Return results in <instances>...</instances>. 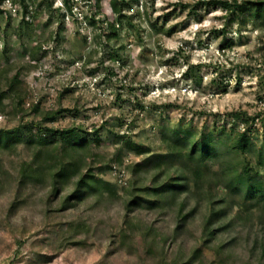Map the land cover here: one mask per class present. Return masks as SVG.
Segmentation results:
<instances>
[{
  "label": "rangeland",
  "instance_id": "rangeland-1",
  "mask_svg": "<svg viewBox=\"0 0 264 264\" xmlns=\"http://www.w3.org/2000/svg\"><path fill=\"white\" fill-rule=\"evenodd\" d=\"M125 1L131 19L119 22L111 0H0V132L24 134L0 148V264H264V204L216 187L215 173L209 202L191 182L175 203L129 211L136 198L160 200L143 190L178 180L182 170L134 172L147 156L120 139L166 154L163 130L192 126L247 131L261 149L262 29L253 20L229 26L226 12L203 0ZM51 114L56 121L46 120ZM51 128L80 129L92 142L77 155L60 137L46 149L28 143ZM39 152L50 166L37 179L23 177ZM60 160L78 162L80 174L55 178L48 168L56 172ZM89 171L96 191L68 201ZM220 208L226 217L207 224Z\"/></svg>",
  "mask_w": 264,
  "mask_h": 264
},
{
  "label": "trees",
  "instance_id": "trees-1",
  "mask_svg": "<svg viewBox=\"0 0 264 264\" xmlns=\"http://www.w3.org/2000/svg\"><path fill=\"white\" fill-rule=\"evenodd\" d=\"M199 5L207 9H210V7L222 8L229 18V26L239 21L240 25L245 27L249 21L253 20L255 25L258 28L260 27L264 34V0H251L243 4L239 3L238 0H203ZM111 6L119 22H123L124 19H131L124 16L125 9L130 7V4L125 0H111ZM129 25L131 26V23ZM172 33L173 31H170L168 35ZM116 36L117 34L114 30L108 38L112 39ZM230 46L228 47L230 48ZM188 71L190 72V69ZM17 82L18 78H14L13 83ZM46 117V120L53 122L57 119L53 114ZM57 137L62 139L63 147L69 151L70 155L80 154L92 142L89 139V133L83 132L80 129L56 130L51 128L45 129V132L39 134V137L36 138L37 140H30L28 143L33 145L37 141L41 148L46 149L56 141ZM23 139L24 134L19 130L2 131L0 132V148H3V150L12 148ZM49 139H52V141ZM120 139L124 147L131 153L139 157L147 156L143 162L135 167L134 172L151 168L161 171L166 166L170 167L174 164H179L182 170L181 177L178 180H170L157 188L143 190L146 195L160 200L153 201L152 199H147V196L136 198L129 203V211H131V206L133 205L139 207L146 205L148 208L157 209L163 205V199L169 201L170 204L175 203L181 196L191 192V182L197 193H206L205 200L209 202L210 196H212L210 187L213 184L212 178L209 175L211 172L215 173V177H217L216 187L222 186L223 189L229 190L234 195L244 193L247 201L264 204V181L260 179V171L264 169V144L261 149H258L250 136V132L245 131L243 133L230 134L226 130H221L205 134L199 133L192 126L165 129L162 133V139L168 148L166 154H153L151 148L138 144L132 138L126 136H122ZM94 141L100 144L101 139L96 137ZM44 154L43 152L37 153L33 163L25 168L23 167V177L37 179L42 175L43 171L47 170V167L50 166L51 158H42L45 157ZM241 156L254 157L253 159L256 161L255 167L252 168L249 165L242 166L241 158H239ZM60 163H62L61 160ZM212 164L221 165L220 170L217 172L212 170ZM80 166L78 162L71 161L62 163L56 172L53 171L52 167L48 169H50L55 178H60L64 182H67L71 177L80 174ZM95 180L99 179L89 171L77 181V189L67 200H85L87 195L96 191ZM101 182L107 187V183ZM57 189V187L54 188L55 191ZM208 196L209 198H207ZM182 212L183 208L180 209V213ZM226 215L225 208L213 210L210 212L207 224L212 225L214 221L223 219ZM180 227L181 224L179 225ZM206 230L208 231V228ZM212 235L213 231H208V234L205 236L209 239V236ZM200 252L201 248L195 250L192 260L196 259Z\"/></svg>",
  "mask_w": 264,
  "mask_h": 264
}]
</instances>
